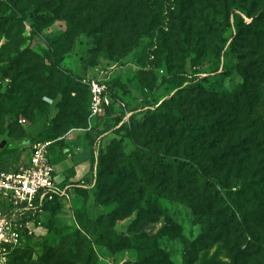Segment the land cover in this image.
Listing matches in <instances>:
<instances>
[{"label": "rangeland", "instance_id": "374dc122", "mask_svg": "<svg viewBox=\"0 0 264 264\" xmlns=\"http://www.w3.org/2000/svg\"><path fill=\"white\" fill-rule=\"evenodd\" d=\"M221 1L0 0V17L7 18L0 22V170H15L26 160L27 153L15 155V142L28 130L32 145L51 142L52 158L58 149L89 151L93 158L85 190L72 185L70 200L44 203L29 228L16 219L18 241L0 244V264H183L186 258L189 264H264V197L228 192L255 165L230 170L206 158L168 111L176 106L188 120L215 124L201 138L208 151L249 152L264 167V39L260 45L253 34L264 32V19L242 25L237 35L231 24L225 31L215 27L233 6L260 18L264 0H224L225 8ZM242 17L244 24L250 21ZM233 36L226 57L221 47ZM226 58L239 67L223 69ZM205 69L211 72L196 75ZM80 78L101 80L112 93L113 107L105 115L112 123L120 102L138 110L134 121L109 128L98 148L96 137L84 130L89 100L73 85ZM193 78L199 85L182 89ZM57 87L64 91L50 118ZM176 90L177 99L170 100ZM154 99L165 102L159 114L146 110L145 101ZM163 112L168 126L161 128ZM136 146L192 161L216 180L204 192L191 174L180 170L176 182L166 168L153 181L171 197L136 198L134 177L121 170ZM64 164L54 166L57 182L64 179ZM96 176L104 190L100 207L91 193ZM120 202L126 211L109 217ZM236 206L247 212L245 218L234 213ZM108 231L117 237H100Z\"/></svg>", "mask_w": 264, "mask_h": 264}, {"label": "trees", "instance_id": "16d2710c", "mask_svg": "<svg viewBox=\"0 0 264 264\" xmlns=\"http://www.w3.org/2000/svg\"><path fill=\"white\" fill-rule=\"evenodd\" d=\"M224 8L226 7V3L224 0L221 1ZM21 17H26L27 15L24 12H20ZM242 15H245L247 18L250 19V21L246 24L243 23V17ZM18 14L12 13L11 17H17ZM229 16H231V22L229 21ZM32 17H34L37 20H45L46 16L45 14H32ZM0 17V22L5 21L7 18ZM259 19H264V14L258 18V16H255L254 14H251L248 10H238L235 6L232 7L231 11L227 14L225 19H223L220 23L216 24L215 27L220 29L221 31H225V29L228 27V25H232L234 27L235 34L240 32V27L242 25H245L247 27H252L255 26L256 22L259 21ZM253 34L258 35V37L254 38V41H257L260 45H262V40L264 39V32H260V30L254 31ZM235 35V36H236ZM235 36L232 37V39L229 41V43L226 45L227 41H223L222 44V49L224 47V54L227 57L230 53L233 51V40L236 38ZM181 40L184 48L191 50L193 48L192 44L187 40L185 34L181 35ZM219 65V60L215 64V69H217ZM232 67H239L238 64H234L232 62H229L226 58L222 62V68L223 69H228ZM211 72L209 69H205L201 72H195L196 75L198 73H208ZM82 78H80L78 81L74 82V88L77 90H81L85 93H87L88 100H90V93H89V88L86 84L82 83ZM199 85V81L197 78H193L192 81L188 82L185 84L182 89H191ZM2 84L0 83V90L2 89ZM107 87V86H106ZM58 92V98H56L53 104L52 108L55 109V112L51 114L50 118H54L57 115V106L59 105V102L61 101L62 97V91L64 89L57 87L55 89ZM107 91L109 92L108 88ZM110 95L112 93L109 92ZM57 96V95H56ZM55 96V97H56ZM113 96V95H112ZM111 96V97H112ZM178 97V90H176L172 96L170 97V100H175ZM146 106H149L146 110H151L154 111L156 114H159L160 107L164 101L161 102L160 104L157 105V100H147L145 101ZM113 107V101L111 104L107 107L104 108V111L101 115L98 116L96 119L93 128L90 131L93 134V137L95 138L96 136L103 135L106 133V131L109 128H113L114 130L119 129L120 127L126 125L127 123L134 121L135 114L138 112L135 108H128L127 110L132 111L133 113L130 115L128 122H123L119 126L115 127L121 120L122 116L124 115V109L121 108L118 110L117 114L115 115V122H111L110 120H107L106 112L111 110ZM171 115H173L177 123L179 124L180 128L187 132L193 141V143L198 146L200 150L204 151V156L206 158H209L213 162H216L218 164L225 163L229 165V169L231 170L232 167H240V166H245V169L248 168V166H253L252 167L254 170H247V174L242 177V180L238 184V188L236 190H232L231 188L228 190L230 194H239L242 197L245 198H263L264 197V167H260L259 164L262 162H257L256 159L253 157L252 153H247V154H237L235 152H232L230 149L229 150H223V151H217V150H212L208 151L207 148L204 147L203 143L201 142V138L205 136L207 133L212 132V128L215 127V124L213 123H208V122H193L191 120H188L187 116L185 115L183 110H180L176 106L173 108H169L168 110ZM87 112L89 113V103H88V109ZM88 113L86 116V125H87V117ZM161 113V112H160ZM166 112H163L160 114L159 122L162 127H167L168 123L167 120L164 118V114ZM217 128V127H215ZM219 129V128H218ZM216 130V129H215ZM32 140H33V130H28L24 137L21 140H17L16 143V154L18 157L27 153L28 157L30 154L31 146H32ZM260 144L259 142H256V145ZM250 149H248L249 151ZM67 154L64 152V150L59 149V153L56 157H50L51 162L54 164L56 162H59L65 158ZM28 157L26 158L23 163L27 162ZM92 158V155H90ZM93 159V158H92ZM91 162V167H92V160L90 159ZM96 172L97 174H101L102 171V162L100 159L97 160L96 162ZM166 168H171L172 169V176L176 182H178L181 179V176L179 175L180 170H184L185 172L191 174L193 177L196 186L199 190H202L206 192L208 190V187L215 182V178H207L201 169V167L189 160L181 159L175 156H167L165 154H155L148 148H145L143 146H136L135 150L132 151L129 155H127L121 162V170L124 174H128L132 177H134L135 182L132 187V191L135 194L136 198H140L142 194L144 193H149L158 197L162 198H170L171 195L169 192H166L164 188L160 187L159 183L154 182V176L158 173H162ZM239 169V168H238ZM74 175V170L71 169L69 171V176ZM85 180L81 182L82 185H87V183H84ZM96 181H97V176L95 178V182L93 184V187H95L94 192L91 191L93 195V205L95 207H100L102 204H104V201L102 199V194H103V188L96 186ZM62 185H66L67 179L63 180L61 182ZM73 184H71L72 186ZM76 185H74L75 187ZM78 189H83L85 190L86 187H81V186H76ZM59 198H55L53 201L57 200ZM0 208L3 210V213L8 212L10 206L7 203V200L3 197L0 196ZM124 212L126 211V206L125 204H122L121 202L119 203L118 207L116 208L115 211L111 212L108 214L109 217H116L119 212ZM234 213H238V218H245L247 215V212L243 211L241 208H238L237 206L233 209ZM29 217L31 216V212H29ZM102 235H106V237L112 235L114 237H117L116 234L113 231H108L106 233L100 234V237ZM31 236V235H29ZM183 264H189V260L186 258Z\"/></svg>", "mask_w": 264, "mask_h": 264}, {"label": "built area", "instance_id": "2783aa9c", "mask_svg": "<svg viewBox=\"0 0 264 264\" xmlns=\"http://www.w3.org/2000/svg\"><path fill=\"white\" fill-rule=\"evenodd\" d=\"M81 81L88 86L90 93L87 125L84 128L85 131H90L104 108L111 104L112 97L101 80L82 78ZM120 105L124 107L123 102ZM123 109L125 112L122 120L115 127L128 122L133 113ZM101 136H96L97 148ZM50 144V141H36L31 147L27 162L20 164L15 170H0V196L10 206L8 212L0 211V244L17 243L18 233L13 229L17 218L25 228H29V222L34 220L35 212L41 211L44 203L55 198L70 200L69 191L72 186L56 181L54 165L50 159ZM67 156L70 157L71 153L68 152ZM29 212L32 217H29ZM27 233L31 235L33 230L29 229Z\"/></svg>", "mask_w": 264, "mask_h": 264}, {"label": "crops", "instance_id": "0c3cea01", "mask_svg": "<svg viewBox=\"0 0 264 264\" xmlns=\"http://www.w3.org/2000/svg\"><path fill=\"white\" fill-rule=\"evenodd\" d=\"M58 153H59V149H58V152H56L55 157L58 155ZM90 155L91 153L89 151L84 152L82 155L79 154L78 152H75V154L73 155L71 153L70 158L67 157L59 161V164L62 162H66V164L62 165L60 169L65 174L64 179H62L61 182L67 179V183L70 185L73 184L76 186L86 187L85 185H82L81 182L85 179V177L87 176V173L91 169V162L89 159ZM56 163H54L53 165L55 166ZM69 169L74 170V175L69 176V171H70ZM54 172H55V176H57L55 167H54Z\"/></svg>", "mask_w": 264, "mask_h": 264}]
</instances>
